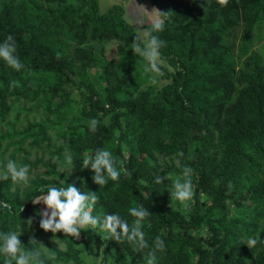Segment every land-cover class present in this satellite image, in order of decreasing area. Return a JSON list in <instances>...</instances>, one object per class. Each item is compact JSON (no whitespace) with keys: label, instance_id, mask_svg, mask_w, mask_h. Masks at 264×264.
<instances>
[{"label":"trees","instance_id":"1","mask_svg":"<svg viewBox=\"0 0 264 264\" xmlns=\"http://www.w3.org/2000/svg\"><path fill=\"white\" fill-rule=\"evenodd\" d=\"M150 1L169 13L164 31L157 33L166 42L161 55L169 67L160 69L166 85L140 92L142 80L130 79L138 72L133 52L125 47L134 41L136 27L123 4L102 12L100 0H0V42L13 36L24 64L16 71L0 60V121L6 119L8 97L27 102L42 96L54 102L62 98L59 107L74 119L61 139L85 181L81 192L87 189L99 197L94 215L118 213L131 223L130 207L148 208L152 215L143 225L145 239L149 246L157 236L165 242L157 264H264V244L251 249L245 244L258 231L264 240L263 58L246 60L237 69L225 45L240 20L245 37L261 23L264 0ZM107 42L119 44L118 55L125 60L118 65L122 76L116 75L115 61L95 51L96 44ZM74 92H83L78 103ZM93 118L99 120L95 132L88 124ZM35 128L40 127L15 137L2 134L0 148L3 141L15 138L19 150L28 140L34 147L43 142L46 149L53 148L46 128ZM31 129L36 133L30 134ZM215 133L221 159L209 154ZM98 148L111 151L121 170L118 181L101 188L81 164L85 153ZM64 150L62 144L54 153L59 161L65 160ZM181 152V162L195 174L190 213L176 207L164 192L166 181L163 186L154 182L157 174L166 173L155 168L153 159L177 158ZM243 171L249 174L241 175ZM11 186L6 181L0 192V201L9 205L0 207V232L21 226L24 215L38 206L31 200L40 195V187L22 202ZM203 228L207 232L198 233ZM21 241L29 246L26 238L21 236ZM103 243L109 245L106 239ZM75 245H69L67 258L87 264ZM110 245L120 262L144 264L147 249L137 252L127 242L114 240ZM41 259L49 264L44 256Z\"/></svg>","mask_w":264,"mask_h":264},{"label":"rangeland","instance_id":"2","mask_svg":"<svg viewBox=\"0 0 264 264\" xmlns=\"http://www.w3.org/2000/svg\"><path fill=\"white\" fill-rule=\"evenodd\" d=\"M115 4H123L128 11L129 22L135 25L136 29L141 30L146 29L147 24L155 20L158 16V12L153 10H158L150 0H100V8L102 12H106ZM245 23L240 20L234 28H232L229 34L225 38V45L231 50L232 63L235 64L237 69H242L246 60H251L254 57H262V64L264 67V19L261 23L254 29V31L247 37L244 36ZM118 43H101L96 44V53L109 61H115L114 65L117 69V76H122L118 65L125 61L118 55ZM127 50H131L130 45L125 46ZM133 64L137 68L136 73H134L130 79L134 80L136 77L138 80H142V88L140 92H146L150 87H157L158 89L167 84V80L164 78V72L160 70L157 73L144 71V63L141 61L139 56L134 53ZM161 66L168 68V63L163 59ZM74 76V75H73ZM79 81V80H78ZM129 83H127L128 85ZM84 92V91H83ZM81 94L74 92L75 101L78 103L80 101ZM137 92L133 95H139ZM62 102V98L54 101H50L49 96H42L39 101L29 100L28 102L24 98H18L17 96L8 97L6 103L7 115L5 121H0V137L2 134L7 133L15 137L16 134H25V132L34 126L45 127L47 137L51 139L53 148L46 149V144L43 142L39 146L34 147L31 140L23 143L21 150L18 149L16 143L19 138L7 139L2 142L0 148V169L6 165L8 160H14L18 164L27 165L29 168L30 180L26 185L13 184L11 186V193L17 196L20 201H25V198L31 194L36 187L44 189L45 194L49 186H63L74 185L77 189L81 191V176L77 170L76 165L73 162V156L69 151V145L64 140L61 139L62 133L66 130L68 123L74 119V116L67 114L64 111V107H59ZM3 111L0 106V111ZM81 116H78L80 118ZM99 121V120H98ZM106 127L110 124L108 121H104ZM40 128H35L34 130L40 131ZM31 133H36L33 129L30 130ZM219 133H215V143L213 144L214 149L211 150L209 154L216 155L221 159L219 149V144L217 142V137ZM65 145V150L63 151V156L65 160L59 161L58 157L54 153L62 146ZM176 157H165L156 156L153 159L155 168L159 169L161 173H166L165 175L171 174L172 178L175 179L181 175V170L176 166ZM71 161V163H69ZM249 174V171L241 172V175ZM160 175V174H159ZM195 175V174H193ZM192 182L194 183V177L192 176ZM6 181L0 180V192L3 191ZM164 192L169 193L167 188L170 186V181H166L164 184ZM244 187V185H243ZM90 189V188H89ZM86 190H82L84 193ZM176 207L180 208L185 213H190L193 206V199L181 203L173 199ZM45 208L44 205L33 206L28 213L24 215L23 224L17 226L15 231H23L22 237L30 240L35 237L37 242L42 243L45 247L49 249V252L44 255L45 259L49 264H75L74 260L67 258L71 251L70 244L72 241L76 243V248L79 250L81 257L86 261L87 264H108L107 258H113L115 264H131L129 262H120L117 258V253L111 247L110 240H107V245L103 243L101 236L104 233L82 231L79 239L76 238H66L64 234L58 233L56 243L53 240L52 233H46L40 228V217L37 216V212L42 211ZM94 215V213H93ZM33 218V224L29 228L27 220ZM207 229L203 228L198 231V233H206ZM103 249V252L101 250ZM1 261V257H0ZM3 263V262H2Z\"/></svg>","mask_w":264,"mask_h":264},{"label":"clouds","instance_id":"3","mask_svg":"<svg viewBox=\"0 0 264 264\" xmlns=\"http://www.w3.org/2000/svg\"><path fill=\"white\" fill-rule=\"evenodd\" d=\"M220 3H226V0H220ZM153 11L158 12L159 16L151 21L148 28L143 30L137 28L134 41L130 44L131 51L144 63L146 73L160 71L163 63L161 49L166 47V42L160 39L157 33L164 31L165 20L169 13ZM0 60L16 71L24 68L23 62L17 55L15 39L11 35L0 42ZM12 86H15V81L12 82ZM88 124L89 130L95 132L99 121L93 118ZM182 157L183 153H178L175 161L176 166L181 170L180 176L173 179L171 174H157L154 182L163 186L164 181H170V186L167 188L170 199L185 203L194 196L193 169L181 162ZM81 164L83 169L90 170L94 174L92 180L100 188L106 186L109 181L116 182L120 179L118 158L113 156L107 148H98L93 154L85 153ZM9 179L13 184L22 186L28 184L30 180L28 166L8 160L0 169V180ZM40 192L44 193V189L41 188ZM98 199L97 193L91 191L81 193L74 185L49 186L45 194L35 196L31 203L45 206L42 211L37 212V216L40 217L39 226L44 232L52 233L55 243L59 240L56 238L58 233H63L66 238L79 239L82 231L91 230L96 233L99 230L105 234L101 236L103 240H114L119 244L127 242L137 252H144L147 249L143 256L144 264H157V254L165 251V242L159 236L156 237L152 246H149L146 241L143 225L152 215L148 208L142 205L130 207L128 212L133 220L129 223L118 213L93 215ZM0 207H9V205L0 201ZM27 224L31 228L33 218H29ZM22 232L15 230L0 232V257L3 258V264H44L41 257L46 255L49 249L37 242L35 237L30 240L29 246L25 247L21 241ZM258 243L264 244L259 231L255 236L249 237L245 244L251 249ZM107 260L108 264H115L113 258H107Z\"/></svg>","mask_w":264,"mask_h":264}]
</instances>
